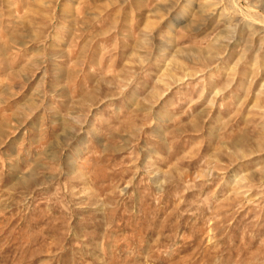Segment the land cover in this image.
I'll list each match as a JSON object with an SVG mask.
<instances>
[{
    "label": "rangeland",
    "instance_id": "rangeland-1",
    "mask_svg": "<svg viewBox=\"0 0 264 264\" xmlns=\"http://www.w3.org/2000/svg\"><path fill=\"white\" fill-rule=\"evenodd\" d=\"M0 134V264H264V0H0Z\"/></svg>",
    "mask_w": 264,
    "mask_h": 264
},
{
    "label": "bare ground",
    "instance_id": "bare-ground-1",
    "mask_svg": "<svg viewBox=\"0 0 264 264\" xmlns=\"http://www.w3.org/2000/svg\"><path fill=\"white\" fill-rule=\"evenodd\" d=\"M234 15V14H233ZM237 17V16H236ZM1 135V134H0Z\"/></svg>",
    "mask_w": 264,
    "mask_h": 264
}]
</instances>
